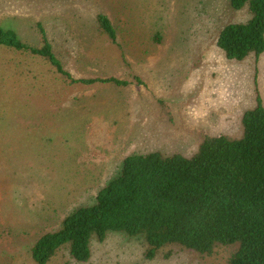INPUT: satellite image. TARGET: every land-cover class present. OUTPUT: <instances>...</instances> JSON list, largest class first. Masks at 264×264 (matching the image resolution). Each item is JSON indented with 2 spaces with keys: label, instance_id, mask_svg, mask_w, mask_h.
Segmentation results:
<instances>
[{
  "label": "rangeland",
  "instance_id": "1",
  "mask_svg": "<svg viewBox=\"0 0 264 264\" xmlns=\"http://www.w3.org/2000/svg\"><path fill=\"white\" fill-rule=\"evenodd\" d=\"M111 19L118 44L97 18ZM251 19L228 0H0V27L34 47L41 28L71 84L42 57L0 49V264H34L31 249L65 218L96 203L127 157H192L204 135L243 136V116L264 104V54L230 61L221 31ZM87 264H226L170 248L154 260L139 238L109 233ZM50 264H79L67 249Z\"/></svg>",
  "mask_w": 264,
  "mask_h": 264
},
{
  "label": "trees",
  "instance_id": "2",
  "mask_svg": "<svg viewBox=\"0 0 264 264\" xmlns=\"http://www.w3.org/2000/svg\"><path fill=\"white\" fill-rule=\"evenodd\" d=\"M232 9H247L251 19L229 24L217 41L228 60L244 62L264 54V0H228ZM101 33L118 44L110 18H97ZM41 28L44 46L26 44L11 29L0 27V49L46 59L71 84L111 83L115 78L76 80L58 59ZM243 136L204 135L192 157L159 152L134 154L122 173L98 193L96 203L68 215L58 231L40 237L31 249L34 264H50L64 249L79 264L93 257L92 242L104 243L109 233L141 239L145 257L154 260L170 248L212 256L230 248L226 264H264V104L242 120Z\"/></svg>",
  "mask_w": 264,
  "mask_h": 264
}]
</instances>
